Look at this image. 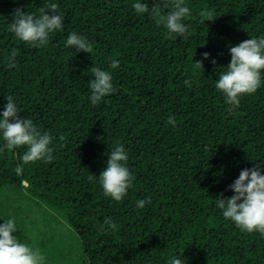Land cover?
<instances>
[{"label": "trees", "instance_id": "obj_1", "mask_svg": "<svg viewBox=\"0 0 264 264\" xmlns=\"http://www.w3.org/2000/svg\"><path fill=\"white\" fill-rule=\"evenodd\" d=\"M49 2L64 22L47 46L33 47L8 30L16 9L39 16ZM135 2L0 0V114L11 96L21 118L51 134L54 149L51 162L25 164L26 147L8 150L0 135V196L26 190L78 240L77 249L66 250L44 237L34 248L45 264H169L173 257L182 264H264V235L242 231L216 206L221 194H235L230 186L242 170L264 173V72L238 108L215 87L231 62L230 47L264 36V0H185L190 34L183 37L150 13L138 14ZM140 2L151 9L159 0ZM204 10L213 20L200 16ZM72 32L92 42L91 54L66 47ZM13 49L16 66L9 68ZM94 66L110 71L114 85L96 105ZM118 145L135 177L120 201L99 182ZM8 219L0 209V226Z\"/></svg>", "mask_w": 264, "mask_h": 264}, {"label": "clouds", "instance_id": "obj_2", "mask_svg": "<svg viewBox=\"0 0 264 264\" xmlns=\"http://www.w3.org/2000/svg\"><path fill=\"white\" fill-rule=\"evenodd\" d=\"M160 5H163L161 7ZM132 7L138 14L150 13L157 25H163L170 34L183 37L189 33V25L183 21L190 15V9L185 0H159L151 9L145 2L137 0ZM171 8L167 14L162 13V8ZM47 9V10H46ZM46 9L42 7L40 14L25 13L22 9H16L13 22L9 25V31L15 37L33 47H45L49 43V34L57 30H63L64 16L59 11V6L49 2ZM51 13V14H49ZM213 11L200 12L206 21L213 20ZM172 36L169 35V39ZM66 47H74L79 51L90 53L93 50L92 42L87 38L72 32L67 38ZM231 62L226 71L219 75L215 87L226 97V103L233 108H238L241 97L255 93L261 86V73L264 72V36L250 38L237 46L230 47ZM17 51L13 49L8 67H15ZM208 59L209 54L205 53ZM196 68H203L202 61L194 62ZM215 63V61H213ZM119 67V62L113 60L111 68ZM204 69V68H203ZM94 79L90 81L91 103L98 104L103 98L114 91L113 76L110 71L92 67ZM190 84L189 81H185ZM5 110L0 114V135L5 141L8 150L26 147L22 156L25 164L37 161L51 162L54 149L52 136L42 133L29 118H21L20 110L11 96L6 97ZM168 124L175 127V118L170 116ZM64 138L61 136L60 140ZM128 154L124 146L118 145L111 150L107 167L99 176V182L104 194L116 201L122 200L128 189L132 187L135 177L126 166ZM93 176L89 177L92 180ZM235 194L228 199L223 194L216 200V206L222 210L225 219L231 220L242 231L249 233L259 232L264 235V173L257 167L242 170L239 178L230 186ZM148 200L137 201V206L143 208L150 203ZM105 223L112 229L116 224L108 219ZM18 231L15 219H8L0 226V264H45L46 257L39 248L21 243L15 233ZM169 264H182L180 258L173 257Z\"/></svg>", "mask_w": 264, "mask_h": 264}, {"label": "rangeland", "instance_id": "obj_3", "mask_svg": "<svg viewBox=\"0 0 264 264\" xmlns=\"http://www.w3.org/2000/svg\"><path fill=\"white\" fill-rule=\"evenodd\" d=\"M43 205L26 190L14 192L7 189L0 196V209L8 214L9 219L16 221L17 237L24 238L32 247H37L46 237L53 240V245L62 241L66 250L69 249V244L77 249L78 240L70 239L68 225L64 222L61 224L53 222L50 219L53 210Z\"/></svg>", "mask_w": 264, "mask_h": 264}, {"label": "water", "instance_id": "obj_4", "mask_svg": "<svg viewBox=\"0 0 264 264\" xmlns=\"http://www.w3.org/2000/svg\"><path fill=\"white\" fill-rule=\"evenodd\" d=\"M25 185H28V184L25 182Z\"/></svg>", "mask_w": 264, "mask_h": 264}]
</instances>
